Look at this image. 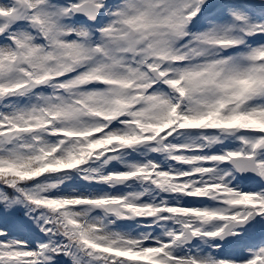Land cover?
Listing matches in <instances>:
<instances>
[{
  "label": "snow or ice",
  "instance_id": "obj_1",
  "mask_svg": "<svg viewBox=\"0 0 264 264\" xmlns=\"http://www.w3.org/2000/svg\"><path fill=\"white\" fill-rule=\"evenodd\" d=\"M0 264H264V0H0Z\"/></svg>",
  "mask_w": 264,
  "mask_h": 264
}]
</instances>
